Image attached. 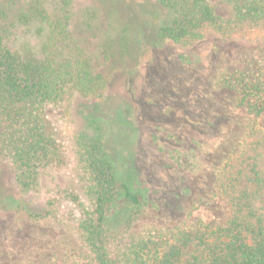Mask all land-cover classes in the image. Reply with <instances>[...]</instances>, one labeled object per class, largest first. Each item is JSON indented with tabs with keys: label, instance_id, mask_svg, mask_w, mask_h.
Instances as JSON below:
<instances>
[{
	"label": "trees",
	"instance_id": "trees-1",
	"mask_svg": "<svg viewBox=\"0 0 264 264\" xmlns=\"http://www.w3.org/2000/svg\"><path fill=\"white\" fill-rule=\"evenodd\" d=\"M219 1L226 17L211 0H157L171 18L154 32L156 43L187 47L208 35L264 41V0ZM72 17L73 0L0 2V161L14 167L19 193L38 190L43 172L65 165V151L45 133L44 109L88 99L75 157L89 203L70 228L89 264H264V131L254 122L217 177L229 206L222 224L131 233L144 205L134 164L139 133L123 110L104 105L105 79L72 35ZM240 103L256 118L264 113V72L242 85ZM17 207L36 223L55 217L52 201L42 212Z\"/></svg>",
	"mask_w": 264,
	"mask_h": 264
},
{
	"label": "rangeland",
	"instance_id": "rangeland-1",
	"mask_svg": "<svg viewBox=\"0 0 264 264\" xmlns=\"http://www.w3.org/2000/svg\"><path fill=\"white\" fill-rule=\"evenodd\" d=\"M211 1L219 16L228 15L225 3ZM170 18L157 0H73L72 35L105 79L101 99L123 110L139 133L134 164L144 205L135 236L222 224L229 206L219 171L238 155L249 123L264 131V113L256 118L240 103L242 85L264 72V41L208 35L187 47L156 43L154 32ZM88 106L73 97L44 109L45 133L66 161L42 173L38 190L20 194L14 167L0 161V264H89L70 228L79 205L89 203L75 157L79 114ZM51 201L55 217L46 222L30 221L17 207L42 212Z\"/></svg>",
	"mask_w": 264,
	"mask_h": 264
}]
</instances>
